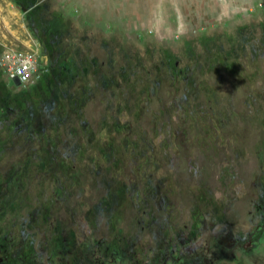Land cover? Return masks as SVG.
<instances>
[{"label":"rangeland","instance_id":"obj_1","mask_svg":"<svg viewBox=\"0 0 264 264\" xmlns=\"http://www.w3.org/2000/svg\"><path fill=\"white\" fill-rule=\"evenodd\" d=\"M0 264H264V0H0Z\"/></svg>","mask_w":264,"mask_h":264},{"label":"built area","instance_id":"obj_2","mask_svg":"<svg viewBox=\"0 0 264 264\" xmlns=\"http://www.w3.org/2000/svg\"><path fill=\"white\" fill-rule=\"evenodd\" d=\"M0 67L10 80L25 84L31 80L35 69V59L27 51L8 47L1 53Z\"/></svg>","mask_w":264,"mask_h":264},{"label":"water","instance_id":"obj_3","mask_svg":"<svg viewBox=\"0 0 264 264\" xmlns=\"http://www.w3.org/2000/svg\"><path fill=\"white\" fill-rule=\"evenodd\" d=\"M14 82H15V83H17V81H16V80H14Z\"/></svg>","mask_w":264,"mask_h":264}]
</instances>
